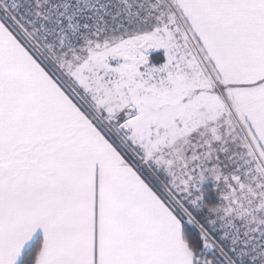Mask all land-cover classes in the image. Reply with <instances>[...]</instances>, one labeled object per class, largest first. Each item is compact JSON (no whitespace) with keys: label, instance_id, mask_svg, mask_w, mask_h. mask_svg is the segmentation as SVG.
<instances>
[{"label":"snow or ice","instance_id":"obj_1","mask_svg":"<svg viewBox=\"0 0 264 264\" xmlns=\"http://www.w3.org/2000/svg\"><path fill=\"white\" fill-rule=\"evenodd\" d=\"M0 264H264V0H0Z\"/></svg>","mask_w":264,"mask_h":264}]
</instances>
